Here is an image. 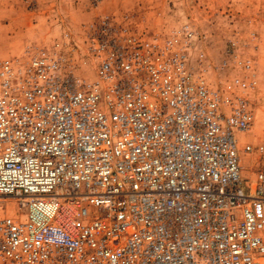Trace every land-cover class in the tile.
Segmentation results:
<instances>
[{
    "label": "built area",
    "instance_id": "obj_1",
    "mask_svg": "<svg viewBox=\"0 0 264 264\" xmlns=\"http://www.w3.org/2000/svg\"><path fill=\"white\" fill-rule=\"evenodd\" d=\"M80 32L93 78L58 43L0 61V264H264V166L244 176L237 145L250 100L194 76L187 23Z\"/></svg>",
    "mask_w": 264,
    "mask_h": 264
},
{
    "label": "rangeland",
    "instance_id": "obj_2",
    "mask_svg": "<svg viewBox=\"0 0 264 264\" xmlns=\"http://www.w3.org/2000/svg\"><path fill=\"white\" fill-rule=\"evenodd\" d=\"M127 14L146 31L171 34L187 23L194 32L189 64L194 76L225 96L247 97L254 111L250 130L239 135L240 165L252 178L264 166V0H0V61L54 52L74 72L93 78L95 65L80 29L102 15Z\"/></svg>",
    "mask_w": 264,
    "mask_h": 264
}]
</instances>
